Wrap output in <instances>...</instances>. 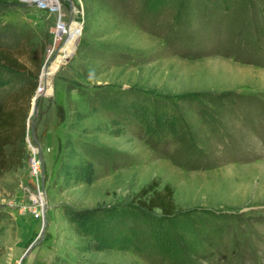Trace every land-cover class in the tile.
<instances>
[{"label": "rangeland", "instance_id": "rangeland-1", "mask_svg": "<svg viewBox=\"0 0 264 264\" xmlns=\"http://www.w3.org/2000/svg\"><path fill=\"white\" fill-rule=\"evenodd\" d=\"M52 1L0 0V45L29 68L0 64V102L35 74L46 92L24 166L0 174V264H264V0ZM69 138L92 184L60 175ZM35 146L44 218L28 209ZM152 180L175 193L170 219L139 210ZM68 207L106 219L104 249L85 251L91 223Z\"/></svg>", "mask_w": 264, "mask_h": 264}, {"label": "trees", "instance_id": "trees-1", "mask_svg": "<svg viewBox=\"0 0 264 264\" xmlns=\"http://www.w3.org/2000/svg\"><path fill=\"white\" fill-rule=\"evenodd\" d=\"M29 55L32 60L37 59V65L40 66L42 60L38 58L36 51L31 50ZM0 64L18 71H27L29 69L16 53L1 45ZM33 76V81L12 92L0 102V174L23 167L25 164L27 158L26 136L28 118L32 99L38 90V82L36 80L38 75L35 74ZM93 109L92 111H94ZM77 116L79 120L84 119L83 114L80 112L77 113ZM95 172L93 161L79 157L74 140L67 139L59 167L60 175L68 182L76 181L92 184ZM135 201L139 204V210L145 215L151 216L158 210L163 217L170 219L177 211L175 193L172 187L170 185L161 186L156 180H152L142 187L135 195ZM68 212L79 223L87 221L91 223L89 228L94 232L93 240L85 245V251L98 252L104 249L105 243L102 233H105L106 227H108L106 226V219L99 218L96 222L87 220L92 214L90 210H75L68 207ZM116 217L120 218V212L116 211ZM108 222L110 223V221ZM100 231L101 233H99Z\"/></svg>", "mask_w": 264, "mask_h": 264}, {"label": "built area", "instance_id": "built-area-1", "mask_svg": "<svg viewBox=\"0 0 264 264\" xmlns=\"http://www.w3.org/2000/svg\"><path fill=\"white\" fill-rule=\"evenodd\" d=\"M29 3L35 4L41 10L52 9L53 11H58L59 9H53L52 5L47 2V0H28ZM44 170L43 158L39 155V148L37 146L33 147V155L30 157V174L34 184L35 195L33 197V202L29 205L28 209L34 213L36 218H44V211L47 206L43 203L41 196L45 195V191L41 186L42 172ZM47 205V203H46Z\"/></svg>", "mask_w": 264, "mask_h": 264}, {"label": "bare ground", "instance_id": "bare-ground-1", "mask_svg": "<svg viewBox=\"0 0 264 264\" xmlns=\"http://www.w3.org/2000/svg\"><path fill=\"white\" fill-rule=\"evenodd\" d=\"M67 25H65V24H59V26H58V29H57V32L58 33H65L66 31H67ZM80 33V28L79 27H74V28H72L71 29V31H69L68 32V35H69V38L70 39H73V38H75V37H77V35ZM48 68L47 67H45V71H44V73H43V77H44V79H43V84H44V86H45V84H46V77L48 76ZM42 91V90H41ZM40 91V93H42V92H44V90L41 92ZM46 93V92H45ZM41 199H42V201H43V203L45 204V206H46V198H45V195L43 196H41Z\"/></svg>", "mask_w": 264, "mask_h": 264}, {"label": "water", "instance_id": "water-1", "mask_svg": "<svg viewBox=\"0 0 264 264\" xmlns=\"http://www.w3.org/2000/svg\"><path fill=\"white\" fill-rule=\"evenodd\" d=\"M76 49H77V47H76ZM76 49H75V51H76ZM74 51V52H75ZM74 52L73 53H71L70 55H68L65 59H64V62H62L57 68H56V70H55V72L61 67V65L63 64V63H65V62H68L69 61V59H70V56H72L73 54H74ZM54 72V73H55ZM53 78H54V75H53ZM43 94H45V92H42V93H40V89H38L37 90V93H36V95L34 96V98H33V112H35V113H37V111H38V106H37V104H36V102H37V100H38V98L40 97V95H43ZM44 225H43V228H42V233H44V231H45V227H46V224H47V222H46V218L44 219ZM35 244H36V242H33L30 246H29V248L26 250V252L24 253V255L22 256V259L21 260H23L28 254H29V252H30V250L35 246Z\"/></svg>", "mask_w": 264, "mask_h": 264}, {"label": "crops", "instance_id": "crops-1", "mask_svg": "<svg viewBox=\"0 0 264 264\" xmlns=\"http://www.w3.org/2000/svg\"><path fill=\"white\" fill-rule=\"evenodd\" d=\"M55 1V0H54ZM54 1H52V2H54ZM47 221V220H46Z\"/></svg>", "mask_w": 264, "mask_h": 264}]
</instances>
